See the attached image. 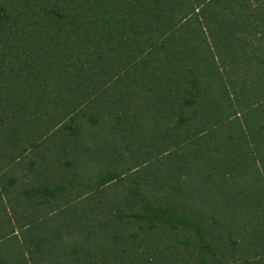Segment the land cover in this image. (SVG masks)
Wrapping results in <instances>:
<instances>
[{"label":"trees","instance_id":"obj_1","mask_svg":"<svg viewBox=\"0 0 264 264\" xmlns=\"http://www.w3.org/2000/svg\"><path fill=\"white\" fill-rule=\"evenodd\" d=\"M0 264H264V0H0Z\"/></svg>","mask_w":264,"mask_h":264}]
</instances>
